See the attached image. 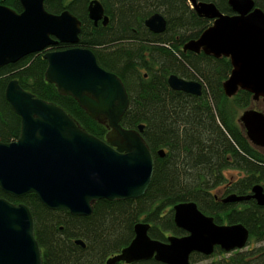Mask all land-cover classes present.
<instances>
[{"label": "trees", "instance_id": "trees-1", "mask_svg": "<svg viewBox=\"0 0 264 264\" xmlns=\"http://www.w3.org/2000/svg\"><path fill=\"white\" fill-rule=\"evenodd\" d=\"M91 1L47 0L45 8L56 15L67 10L74 14L82 22L75 47L92 50L98 64L122 80L130 104L121 126L128 130L144 126L142 136L153 155L154 172L144 196L98 201L88 217L49 210L35 194L15 198L0 189L1 198L30 209L43 264H107L130 245L135 226L142 222L150 225L149 236L154 240L183 237L187 233L176 226L173 215V207L183 202L196 203L216 224H242L250 233L249 242H264V206L253 199L222 202L232 194L248 196L256 185L264 190V150L251 144L239 122L244 111L254 108L253 95L240 90L233 98L226 96L223 84L233 70L230 59L183 50L213 21L199 16L188 0H99L110 22L95 26L88 13ZM200 1L233 14L229 0ZM253 1L264 11V0ZM0 5L23 11L20 0H0ZM156 13L167 20L162 34L145 25ZM72 47L60 42L50 50ZM47 67L40 53L0 69V141L9 143L20 135L21 120L5 98L11 80L61 107L85 132L105 140L110 131L107 124L93 120L73 97L61 95L48 83ZM172 75L199 81L202 96L172 90L168 84ZM226 171L243 175L231 182ZM77 240L85 247L77 245ZM190 260L193 264H264V249L226 253L216 247L211 256L192 254ZM133 264L162 263L151 259Z\"/></svg>", "mask_w": 264, "mask_h": 264}, {"label": "water", "instance_id": "water-1", "mask_svg": "<svg viewBox=\"0 0 264 264\" xmlns=\"http://www.w3.org/2000/svg\"><path fill=\"white\" fill-rule=\"evenodd\" d=\"M46 1L20 0L21 13L0 5V69L41 53L48 63L46 81L61 95L73 97L93 120L107 124L110 131L105 140L98 139L80 128L61 107L35 97L17 80H11L5 98L20 118L21 129L17 140L0 141V189L15 198L35 194L49 210L88 217L98 201L144 196L153 177L154 158L142 136L143 125L133 130L121 126L130 104L122 80L103 69L92 50L75 47L82 22L68 10L58 15L48 12ZM188 1L199 16L213 23L183 50L230 59L233 70L223 84L226 96L233 98L243 90L253 95V102L264 103V11L253 0H229L232 15L222 13L213 3ZM88 13L95 26L110 22L99 0L89 3ZM145 25L151 32L162 34L167 20L156 13ZM60 42L73 47L50 50ZM168 84L174 91L203 94V85L196 80L172 75ZM239 122L251 144L264 149V112L248 109ZM159 156L165 157V151H159ZM251 199L264 206L260 185L248 196L232 194L222 202ZM173 215L185 236L173 235L161 242L149 236L148 223H139L130 245L107 264L151 259L162 264H193L192 254L209 257L216 247L226 253L242 251L249 243L245 226L216 224L194 202L175 205ZM76 244L85 247L82 240ZM0 264H43L30 209L1 197Z\"/></svg>", "mask_w": 264, "mask_h": 264}, {"label": "rangeland", "instance_id": "rangeland-1", "mask_svg": "<svg viewBox=\"0 0 264 264\" xmlns=\"http://www.w3.org/2000/svg\"><path fill=\"white\" fill-rule=\"evenodd\" d=\"M253 109H257L260 111L264 112V103L262 101L255 103L254 108ZM260 150H264V149H260ZM243 174H241L238 171H226V177L228 180H230L231 182H234L236 180H238L240 177H242ZM257 248H264V242H260V243H256V242H249L247 247L245 249H243L240 252H246V251H253ZM119 264H126L124 262L119 263ZM196 264H203V263H196Z\"/></svg>", "mask_w": 264, "mask_h": 264}]
</instances>
